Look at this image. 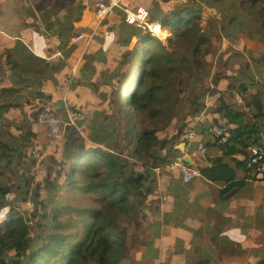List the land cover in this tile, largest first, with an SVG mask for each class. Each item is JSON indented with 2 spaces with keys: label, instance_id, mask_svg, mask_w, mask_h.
Returning <instances> with one entry per match:
<instances>
[{
  "label": "trees",
  "instance_id": "16d2710c",
  "mask_svg": "<svg viewBox=\"0 0 264 264\" xmlns=\"http://www.w3.org/2000/svg\"><path fill=\"white\" fill-rule=\"evenodd\" d=\"M53 1L31 0L23 5V27L17 38L0 32V49H4L0 59L6 57L14 84L0 90V211L10 207L8 221L0 227V264H129L131 246L124 219L136 215L138 206H147L158 187L155 169L169 171L175 157L182 154L176 146L186 140L183 136L192 125L188 104L195 107L190 115L200 113L205 121L213 119V123L228 126L231 139L220 145L229 154L248 153L250 140L262 138L260 94L249 92L245 80L237 85L232 79L235 76L225 74L230 65L247 78L250 61L258 55L249 46L250 39L240 34L225 38L215 28L217 18L210 7L221 6L233 19L239 9L246 10L251 27L242 32L255 40L254 31H259L264 39V0H138L163 28L172 27L174 34L165 42L151 33L138 32L133 49L107 60L100 57L99 50L96 68L76 73L70 57H41L69 48L70 39L54 38L55 45L47 33L51 30L56 37L62 30L72 32L77 21L80 4L64 0L54 20L44 25L38 13ZM112 25L128 43L133 27L121 10L115 12ZM225 77L231 81L220 89L218 81ZM237 94L250 95L246 102L249 111L236 105ZM65 104L84 114L79 124L85 136L64 129L65 115L53 124L41 122L44 109L54 107L60 115ZM108 104L117 107L124 128L90 123L91 113L105 110ZM12 110H22L26 117L19 113L18 122H13ZM176 115L187 121L174 130ZM44 127L54 135L63 131V135L55 140V145L59 143L57 156L48 163L45 175L33 178V152L43 148L39 135ZM123 141L133 146L128 154L115 148ZM63 147L67 148L65 156ZM244 166L247 156L234 164L217 157L211 165L198 168L201 177L224 184L220 197L229 199L246 185L247 177L239 175ZM248 170L251 177L264 179ZM63 176L70 193L95 196L99 205L63 201L51 210L39 192L41 182L33 189L34 181ZM29 200L35 205L32 224L23 214Z\"/></svg>",
  "mask_w": 264,
  "mask_h": 264
},
{
  "label": "crops",
  "instance_id": "0c3cea01",
  "mask_svg": "<svg viewBox=\"0 0 264 264\" xmlns=\"http://www.w3.org/2000/svg\"><path fill=\"white\" fill-rule=\"evenodd\" d=\"M62 1L64 0H54L50 6L38 13V18L44 25L54 20V16L63 8ZM75 1L80 5L77 21L74 22L72 31L82 27L84 22L81 19V12L82 8L87 4L86 0ZM23 5H25L23 0H0V32L17 38V31L23 27ZM210 9L213 13L212 7ZM66 25H69V23H66ZM111 30V35L105 38L106 42L103 48L96 47L97 45H95L96 57L98 51L102 50L100 57L106 60L111 59L119 53L133 49L137 44L131 48L122 49L128 46L129 42L127 43L121 38L118 27L112 25V21ZM138 32L133 28L129 36L133 35L139 41ZM47 34L55 45L54 38L58 37L59 41L69 42L72 36V33L68 30H62L56 37L51 30ZM233 35L235 34H227L225 38L229 39ZM3 51L4 49H0V52ZM79 51L80 46L70 42L69 48L58 50L51 57H41L47 60L57 55L73 58ZM38 56L40 57V55ZM259 56L260 60L264 57V49L263 54ZM252 61H250V66ZM6 62V57L0 59V90L11 88L14 85L12 72L7 68ZM250 66L248 69L254 73ZM230 69H233V72L230 73ZM240 72L239 69L229 65L225 74L235 76L232 79H235L234 81L238 85L241 79L244 78L243 76H239ZM49 76L53 77L52 74H49ZM237 79L239 82L236 81ZM245 79L247 80V78ZM230 81V77L222 78L218 81V87L226 89ZM253 87L252 89L249 85V92L253 94L259 93L264 105V96L261 94V91H256L255 85ZM244 97L246 98V102L251 99L248 94ZM203 101L206 102L207 99ZM36 108L37 106L34 107V109ZM194 108L192 104H188L186 107L187 112H189L188 122L192 124L188 126H193L197 134L209 143L208 153L194 158L197 167L198 165H211L212 159L217 157H222L227 162L234 164L237 162V158L243 159L248 155L247 152L244 154L237 153V155L229 154L220 144L215 143L209 133V126L213 123V119L205 121L203 115L200 113L190 115V112ZM19 113L22 117H26V113L22 110H12L10 117L13 119V122H18ZM95 113L96 111L92 112L91 115H95ZM63 116L64 114H60L58 120H61ZM186 121L187 119L183 117L174 126V129H179ZM254 121L250 125H253ZM262 121H264V114L259 122L261 128L260 135L264 137V126L262 125L264 122L262 123ZM42 129L39 140L42 145H45L53 133H49V136L43 141L40 137ZM183 138H185V135ZM182 142H186V140L180 143ZM248 168V166H244L239 171L240 177H247L244 189L238 191L229 199H222L220 197L219 190L224 187V184L215 183L204 177L184 182L176 174H170L169 171H161L163 180L158 183L154 194L148 198L147 206H138L137 214H132L133 222L129 227L124 223V228L129 234V244L131 246L129 264L264 263V197L257 202V197L254 193L245 191L249 183L264 179L251 177ZM236 201H248L256 205L253 211L248 209L246 214L245 212L240 213L246 215L242 219V216H235L232 213L233 205ZM243 205L240 204L242 207ZM259 226L261 227V233H263L262 239L255 241L250 237V232L252 228L258 229Z\"/></svg>",
  "mask_w": 264,
  "mask_h": 264
},
{
  "label": "built area",
  "instance_id": "2783aa9c",
  "mask_svg": "<svg viewBox=\"0 0 264 264\" xmlns=\"http://www.w3.org/2000/svg\"><path fill=\"white\" fill-rule=\"evenodd\" d=\"M86 1L87 4L82 8L81 12V19L84 23L71 36V42L80 46L79 53L71 58L74 73L80 69L92 70L96 68V47L103 48L105 46V38L111 35V21L117 10L122 11L125 21L136 31L155 34L157 26L163 28L161 21L155 19L152 12L146 6L139 4L138 0ZM23 2L28 5L31 0H23ZM169 35L171 34H168L163 40H167ZM95 45L97 46L95 47ZM235 99L238 107L250 110V107L240 94H237ZM64 110V115L66 116L64 129L76 130L79 134L85 136V132L79 124V120L84 114L77 109L69 107L67 104L64 105ZM58 116L56 108L48 107L41 112L40 120L43 124L49 125L58 121ZM209 133L212 140L217 144H227L231 139L229 128L225 124L212 123L209 127ZM62 135L63 131L57 135L53 134L43 145V148L36 149L33 152L35 161L30 169V174L33 178H40L45 175L50 151L55 145V140ZM185 138L187 143L185 154L195 158L208 153L207 141L197 134L194 127H188ZM247 151V166L252 173L264 176V137L250 140ZM185 154L182 153L175 157L169 166V171L171 174L178 175L182 181L190 182L197 177H201L202 174L197 165L193 166L184 160ZM155 172L157 182L160 183L163 180V174L159 168H156ZM56 175V172H53L52 176L56 177ZM34 207V202L29 200L23 211L24 216L28 218L29 224H32ZM9 213V206L1 209L0 215L3 216L4 223L0 227L7 223Z\"/></svg>",
  "mask_w": 264,
  "mask_h": 264
},
{
  "label": "rangeland",
  "instance_id": "374dc122",
  "mask_svg": "<svg viewBox=\"0 0 264 264\" xmlns=\"http://www.w3.org/2000/svg\"><path fill=\"white\" fill-rule=\"evenodd\" d=\"M212 11L213 14L216 16L217 21L215 22V28L220 29L224 36L227 34H240L242 37L247 38V39H252L248 37L247 33L242 32L243 29L246 31L248 30V27L250 26V15L249 13L244 10V9H239L236 12V19H233L232 14H228L225 11H223L220 7H213L212 6ZM165 29V28H164ZM173 29V28H172ZM76 31V30H75ZM75 31H72L71 33L73 34ZM71 34V35H72ZM134 34V33H133ZM171 35L174 34V30L170 33ZM262 33L259 31H254V36H256L255 40L251 42L250 40V45L251 48L254 49L253 53L256 55H262L263 54V49H264V39L262 38ZM154 36L160 38L163 40L164 37L157 36L154 34ZM128 40V46L123 47L122 49L125 48H131L134 46L138 41L136 37L133 35H130L127 37ZM167 41V40H163ZM142 46V43H140ZM139 45V47H140ZM248 56V52H245ZM253 58L252 64L250 67H252L254 73L251 71L249 73V76L247 77V80L242 78L241 80H245L247 83H249L250 87L253 89L254 85L256 86V91H261V94L264 96V58L260 59V56H255ZM233 72V69H230V73ZM239 76H241L239 74ZM109 77V81H110ZM190 79V77L187 78V80ZM192 79V78H191ZM253 80H260V83L257 82L256 84L253 85L251 81ZM189 81V80H188ZM237 82L238 79L236 80ZM188 92L190 93L191 90L188 88ZM242 94V92H240ZM243 95V94H242ZM245 98V97H244ZM246 99V98H245ZM174 117V123L175 125L178 124L180 120ZM97 123L105 128H110V127H117V128H124L125 122L122 119L121 115L119 114V111L116 106L113 104H108L106 106L105 110L101 111H96L95 115L90 116V123ZM264 121H262L263 123ZM174 125V126H175ZM182 127V126H181ZM180 127V128H181ZM175 130V129H174ZM177 130V129H176ZM51 131L47 129V127H44L42 129L41 133V138L44 141L48 136ZM61 143V142H60ZM58 142L55 145L53 149V154H49V159L48 162L52 163L53 159L57 156V149H58ZM133 147V146H132ZM130 145L126 143V141H123L121 144L116 145V149L119 152H122L124 154H128L129 150L132 148ZM62 156H65V152L67 150L66 147H63L62 149ZM52 156V158H51ZM65 177H61L60 179H51L50 177H44L42 179L34 181L33 189H35L36 185L40 181L41 187L39 189V192L41 196H45L49 202L50 209L52 210L54 207H56L60 202L63 201H69L73 204H77L80 206H91V207H96L99 205L98 200L96 199L95 196H86V195H81L79 193H70L68 191V188L65 184L64 181ZM245 191L254 193L257 197V202L264 197V180L261 181H255L254 183H249L247 187L245 188ZM29 198H34V195H30ZM34 200V199H33ZM240 204H244L243 207L240 206ZM255 203L253 202H248V201H236L235 204L233 205V210L232 213L235 214V216H242V219L246 217V213L248 212V209L250 211H253L255 207ZM242 212H245V214H240ZM133 216L130 215L129 217H126L124 219V223H126V226L129 227L132 222H133ZM262 234L261 233V227L259 226L258 229H251L250 232V237L254 239L255 241L262 239ZM90 264H96L94 261L90 262ZM251 264V263H248Z\"/></svg>",
  "mask_w": 264,
  "mask_h": 264
},
{
  "label": "water",
  "instance_id": "95a60500",
  "mask_svg": "<svg viewBox=\"0 0 264 264\" xmlns=\"http://www.w3.org/2000/svg\"><path fill=\"white\" fill-rule=\"evenodd\" d=\"M144 34H146V32H144ZM154 35V34H153ZM178 149H180L181 150V153H186V142H182V143H180V144H178L177 146H176ZM184 160L187 162V163H189V164H191V165H193V166H196L197 165V163H196V161L194 160V158L193 157H191V156H189V155H187V154H185V156H184ZM234 264V263H233Z\"/></svg>",
  "mask_w": 264,
  "mask_h": 264
},
{
  "label": "bare ground",
  "instance_id": "6f19581e",
  "mask_svg": "<svg viewBox=\"0 0 264 264\" xmlns=\"http://www.w3.org/2000/svg\"><path fill=\"white\" fill-rule=\"evenodd\" d=\"M173 31L172 27H167V28H161L160 26H157L155 30V34L161 37H166L168 34H170ZM4 223V220L2 219L0 221V225Z\"/></svg>",
  "mask_w": 264,
  "mask_h": 264
},
{
  "label": "clouds",
  "instance_id": "9594fccd",
  "mask_svg": "<svg viewBox=\"0 0 264 264\" xmlns=\"http://www.w3.org/2000/svg\"><path fill=\"white\" fill-rule=\"evenodd\" d=\"M3 219V216L2 215H0V220H2Z\"/></svg>",
  "mask_w": 264,
  "mask_h": 264
}]
</instances>
